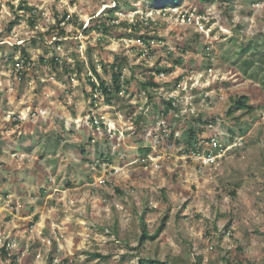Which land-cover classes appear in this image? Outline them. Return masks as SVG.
<instances>
[{"label":"rangeland","instance_id":"374dc122","mask_svg":"<svg viewBox=\"0 0 264 264\" xmlns=\"http://www.w3.org/2000/svg\"><path fill=\"white\" fill-rule=\"evenodd\" d=\"M21 1L0 0V239L14 242L17 256L13 262L0 252V264H139L147 256L264 264V71L253 65L245 73L242 60L234 63L240 44L258 41L264 49V0H230L229 13L220 0L164 8V0H28L38 6L34 26ZM115 6L117 22H155L140 32L154 39L149 52L132 50L140 44L148 51L134 37L97 31L40 36L56 12L68 11L86 27ZM188 43L193 47L183 53ZM89 45L95 61L131 58L123 72L132 87L112 105L89 95L85 79L64 82L41 61L56 54L74 62L78 50L88 68ZM167 49L185 61L157 76L162 85L148 92L141 70L172 64ZM241 93L257 108L238 112L236 121L227 112ZM171 98L177 109L166 114ZM200 113L217 121L198 133L205 147L189 157L186 141ZM142 217L150 234L164 227L140 244Z\"/></svg>","mask_w":264,"mask_h":264},{"label":"trees","instance_id":"16d2710c","mask_svg":"<svg viewBox=\"0 0 264 264\" xmlns=\"http://www.w3.org/2000/svg\"><path fill=\"white\" fill-rule=\"evenodd\" d=\"M210 0H201V3H209ZM221 5H225L226 2H229L230 0H220ZM176 0H164L162 4V8H164L169 3H175ZM117 6L110 8L108 11H102L98 17L92 18L93 23L91 25H88L84 27L83 22H79L78 18L75 20H72L71 16L69 15L68 11L61 14L60 12H56L54 16V24L49 26L44 32L40 34L42 38H46V41H49L52 37L58 38H64V37H76L79 36L80 32L84 33H90L93 31L99 32L103 37L109 35L115 36L120 39H132L134 37L138 41L145 42L148 44V51L146 48H141L140 44H135L132 47V50L137 52L138 55L146 54V52H149L152 48V42L153 38L150 37L148 34H140L141 30L143 29H149L150 27L153 28L155 25V22L152 20V18H143L141 20H137L135 23H130L127 20H121L120 22H117L118 16H117ZM19 9L22 11H26L29 13V21L32 26L35 25L37 21V15H38V6L31 5L28 0H22ZM225 12L229 13L228 9H231V4L225 5ZM198 13H203L205 16L207 13L205 10H197ZM230 15V14H229ZM208 19V17H207ZM195 21V19H194ZM207 21V22H206ZM79 23L78 27L74 30H70L71 23ZM203 22H205V26H208V23L210 20L204 19ZM124 27L125 32H121L119 34H116L118 31L115 30L116 28ZM116 34V35H115ZM32 42H36L34 39ZM190 42V40H189ZM62 42L61 40H57L56 44L60 45ZM22 53L25 56V59L23 60V65H29L31 64L32 60L30 58V55L28 53L27 48L20 44L19 45ZM193 47L190 43L183 46V48H180L183 53H186V48L191 49ZM102 49V47H100ZM94 48L93 46L89 45V48L86 50L87 56H89V67L86 68L85 62L82 60V57L80 56L78 50H75V52L72 54V59L74 62H70V57L65 56L64 58H61L58 55H54L52 58H42L41 61H43L47 67L50 69L51 72H55L59 79H61L64 82H71L74 78V75H76L80 79H85L88 83L91 85V91L89 95L95 96L96 98L99 97V95H103L106 99L107 103L109 105H112L114 103V100L119 97L122 93L128 92L132 87V79L128 78L124 72L123 69L126 65H129L131 62V58L129 55H115L114 60L112 62H108L105 60L95 61L93 58L94 55ZM168 58H170L173 62L172 64L165 63H157L153 69L152 72H148L145 68L141 70V73H143V76L145 80H139L142 87L146 91H150L151 88H159L162 84L158 80H156L157 76H164L171 74L176 66L182 65L184 63V58L182 55L175 56V51L167 49ZM236 60L234 63H238L242 60L241 67L243 68V71L245 73H248V70L253 65H258V69L261 71H264V49H262L259 46V42L250 41L247 44L243 43L238 46V48L235 50ZM102 65V69L100 70L98 65ZM131 65V64H130ZM132 67V65H131ZM143 67V66H142ZM19 68V72H20ZM91 73V74H90ZM103 73H106L110 75L111 77V83L108 82V80L105 78ZM255 74H258V72H255ZM135 78V77H134ZM263 85H264V77L261 79ZM95 98V99H96ZM257 105L251 101V98L248 94H238L231 98V105L227 112V117L231 118L233 120H238L239 116H236L238 112H241L242 114H250L255 111ZM176 107L174 106V100L173 98L169 99L168 105L166 108V114H170L171 111H176ZM216 119L213 117L205 116L203 113H200L197 115L196 118H194L193 126L190 128V139L186 141L187 147H185V151L188 152L189 157H191L192 154L195 152H202L205 144L200 143V140H196L198 133H206V131H210L215 125H216ZM174 137V131L171 132L170 138ZM212 138V137H211ZM210 138V142H212V139ZM141 151L147 154L150 150V148H141ZM199 167L203 166V163L201 161L197 162ZM119 190V188H117ZM163 221H166V217L163 219ZM164 222H162L161 226L156 230L154 234H150V232L147 229L146 221L144 218H141V226H142V237L139 239L140 244H143L147 239H154L158 233L163 229ZM9 242V241H7ZM0 252L3 257V259L7 260L9 258H13V262L16 260L17 256L12 255L9 256V250L7 249V246L4 245L0 247ZM93 257L95 258H105V256L101 253H95L93 254ZM66 261V260H64ZM201 261V256L198 257V260L196 264H199ZM12 262V264H13ZM183 259L182 258H173L170 260V258L166 260H162L160 258H155L151 256H147L144 258H141L139 261V264H182ZM226 264H253L251 261L248 260L247 263H245L244 260H227Z\"/></svg>","mask_w":264,"mask_h":264},{"label":"built area","instance_id":"2783aa9c","mask_svg":"<svg viewBox=\"0 0 264 264\" xmlns=\"http://www.w3.org/2000/svg\"><path fill=\"white\" fill-rule=\"evenodd\" d=\"M6 245L7 246V249L9 250V256H12V249L14 248V242H7V241H3L0 239V247Z\"/></svg>","mask_w":264,"mask_h":264}]
</instances>
